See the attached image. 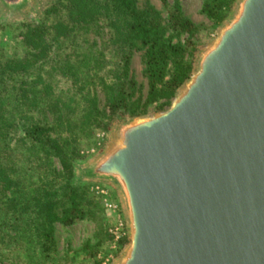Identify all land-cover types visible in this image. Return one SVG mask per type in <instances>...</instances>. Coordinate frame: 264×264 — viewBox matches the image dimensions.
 Instances as JSON below:
<instances>
[{"label":"trees","instance_id":"obj_1","mask_svg":"<svg viewBox=\"0 0 264 264\" xmlns=\"http://www.w3.org/2000/svg\"><path fill=\"white\" fill-rule=\"evenodd\" d=\"M161 2L166 18L150 4L141 8L138 0H53L46 18L20 33L17 43L27 48L23 57H9L0 49V262L10 253L20 264L52 259L58 244L56 223L69 226L88 218L105 233L106 217L91 184L74 181V159L82 140L117 120L147 115L153 104L160 103L158 111L171 105L197 63L199 44L194 36L200 27L177 4ZM233 4L234 0H205L203 11L221 24ZM100 28L108 29L100 47L95 52L80 50L79 37ZM169 30L190 37L174 43L166 36ZM70 45L74 47L66 53ZM135 51L144 56V96L129 76ZM73 55L78 61L71 59ZM38 62L45 73V66L54 62V69L68 73L74 82L82 81L86 95L47 94L50 83L33 74ZM20 74L25 76L19 78ZM40 82L43 88H37ZM8 83L13 94H2ZM97 87L104 93L103 105ZM100 246L101 242H86L75 253L84 252L91 259Z\"/></svg>","mask_w":264,"mask_h":264},{"label":"water","instance_id":"obj_2","mask_svg":"<svg viewBox=\"0 0 264 264\" xmlns=\"http://www.w3.org/2000/svg\"><path fill=\"white\" fill-rule=\"evenodd\" d=\"M86 175L124 193L119 264H264V0H241L171 106L123 123Z\"/></svg>","mask_w":264,"mask_h":264},{"label":"rangeland","instance_id":"obj_3","mask_svg":"<svg viewBox=\"0 0 264 264\" xmlns=\"http://www.w3.org/2000/svg\"><path fill=\"white\" fill-rule=\"evenodd\" d=\"M168 1L171 4H177L183 15L200 27L194 36L199 44V51L196 55L197 60L201 53L217 39L221 30L232 20L238 9L239 3L241 2V0H234L232 10L227 18L221 24H216V22L208 17L203 11L205 0ZM52 2L53 0H34L30 5L18 12H11L0 3V25L2 26L0 29V49L5 50L9 57H23L27 52V48L22 45V43H17L20 41L22 36H20V33L24 32L30 25L44 20L47 16L45 10ZM138 4L141 8H147L150 4L158 10L162 16L165 18L167 17V10L164 8L161 0H138ZM51 21L53 22V20ZM99 30L100 31H98V33L80 36L79 41L81 42V47L78 48L83 52H95L96 49L100 47L101 41L103 39H107L108 37L107 28H100ZM166 36H170L172 42L174 43L183 42L185 39L190 37L189 34H176L172 30H169L166 33ZM15 37L17 38L15 39ZM94 42L97 43L96 46L93 45ZM73 47L74 45H70L68 49L64 51L66 53H71V49ZM77 58L79 59V56L77 57L76 55H73L71 59L77 60ZM143 61V52L135 51L131 62H129V76L135 79L140 87L138 93H141V95L144 96L147 92L148 80L144 75ZM39 64L40 62L34 65L33 74L36 79L39 78L37 75L40 74L42 79H45L46 82L50 83L51 88H48L47 91L49 93L47 94L86 95L87 87H84L82 81L78 80L77 82H74L68 73L63 74L60 70H58V68L54 69L56 66L54 65V62L45 66V70L49 71L46 73ZM196 66L197 63L195 65V70ZM4 75L8 76L7 73ZM24 76L20 74L19 78ZM186 82L179 88L175 97L185 87ZM4 86L1 89L2 94L7 95L13 92V90L10 89L11 87L9 83L6 88H4ZM98 87L97 92L100 98V104L103 105L105 96ZM37 88H43V82L38 83ZM22 92L23 91H21V93ZM25 93H27V91H25ZM174 98L171 100V104ZM159 104L160 103H156L150 106L147 115L127 118L125 120H117L110 125L108 129H95L90 137H85L82 140L79 155L76 159H74V181L76 183L86 182L91 184L92 194L96 199H99L101 206L103 207L102 211H104V215L106 217L105 233L102 230L100 232L101 228L94 221L88 218L78 219L74 224L69 226L56 223L55 237L58 241L57 249L51 252L53 258L45 260L44 264H97L96 262L98 261H100L101 264L120 263L131 245V224L124 193L117 182L108 178L88 177L86 175V170L99 161L109 151L112 145L115 144L119 129L123 123L140 117L157 114L167 110L171 106L167 105L162 111H158L157 107ZM19 134L23 135L21 128L19 129ZM55 164L58 168H61L58 158H55ZM97 187L100 189H97ZM102 189L106 190L107 194L100 193V190ZM107 201L116 202L117 208H110L106 204ZM86 242H90L91 244L101 242L98 254L91 259L86 258V254L84 252L80 254L75 253V251L80 249ZM13 246L14 244H11V247ZM17 260L18 259H15L10 253L7 255V258L0 262V264H20V261Z\"/></svg>","mask_w":264,"mask_h":264},{"label":"built area","instance_id":"obj_4","mask_svg":"<svg viewBox=\"0 0 264 264\" xmlns=\"http://www.w3.org/2000/svg\"><path fill=\"white\" fill-rule=\"evenodd\" d=\"M97 189H100V188L97 187ZM100 193L107 194V191L104 190V189H102V190H100ZM106 204H107L110 208H114V209L117 208V204H116V202H113V201H107Z\"/></svg>","mask_w":264,"mask_h":264}]
</instances>
